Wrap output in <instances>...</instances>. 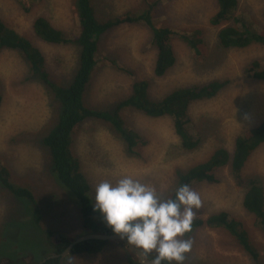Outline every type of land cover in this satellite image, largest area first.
<instances>
[{
    "label": "rangeland",
    "instance_id": "obj_1",
    "mask_svg": "<svg viewBox=\"0 0 264 264\" xmlns=\"http://www.w3.org/2000/svg\"><path fill=\"white\" fill-rule=\"evenodd\" d=\"M26 1L27 10L16 0H0V18L30 40L45 56L52 75L60 83H67L77 68L78 46L46 43L35 36L32 23L42 15L69 37L77 36L74 0ZM156 1L93 0V5L101 20L150 10L155 26L184 32L199 29L208 48L207 59L195 60L188 44L174 37L171 45L176 61L164 76L158 77L153 72L156 49L149 27L143 22L121 24L99 40L97 66L84 96L85 104L109 107L130 93L133 79L146 80L149 96L154 99L177 87L213 79L227 84L212 99L190 105V131L198 140L194 150L181 147L167 116L151 118L135 110L123 111L124 123L146 141L135 148L134 154L126 152L124 142L107 124L86 120L74 136L72 152L79 158L92 197L98 183H115L130 176L153 188L160 199H169L179 173L206 160L217 147L230 151L237 134L264 119V80L254 79L245 71L252 60L264 61V45L224 48L216 36L218 30L234 25L233 18L239 17L250 22L256 31L264 29V0H237L232 17L220 25L209 23L217 9L216 0H160L155 5ZM112 60L133 75L118 70ZM27 74L26 62L17 51H0V161L9 169L15 185L32 191L40 210L36 225L30 203L15 197L0 183V264H37L52 252L51 241L57 242L61 237L74 240L87 233L75 201L54 179L48 151L39 143L56 121L54 103L52 106L46 89L36 80H26ZM215 177L214 182L189 186L201 199L200 207L193 210V218L206 219L225 211L242 222L259 257L253 260L225 229L203 225L183 237L191 240L183 264H264V231L243 206L247 181L256 179L264 188V143L248 157L240 182L233 178L229 166L217 169ZM98 220L105 225L101 217ZM131 259L135 257L128 248L121 241H113L96 254L69 253L64 264H129Z\"/></svg>",
    "mask_w": 264,
    "mask_h": 264
},
{
    "label": "trees",
    "instance_id": "obj_2",
    "mask_svg": "<svg viewBox=\"0 0 264 264\" xmlns=\"http://www.w3.org/2000/svg\"><path fill=\"white\" fill-rule=\"evenodd\" d=\"M16 1L21 3L26 10L28 9L26 0ZM158 1L160 0L154 4L156 5ZM216 2L217 9L209 20L212 25H220L223 21L230 19L237 6V0H216ZM74 4L79 24L78 35L75 37H69L42 15L35 17L32 23L35 36L44 42L54 45L74 43L78 46L77 68L67 83H60L47 68L42 52L30 40L8 26L1 18L0 51L6 48L17 51L28 68L26 80H36L46 89L52 106L54 103L56 121L41 136L39 143L44 145L43 147L48 151L54 179L58 180L64 187L63 189L75 201L83 228L88 233L112 232L109 227L99 223L98 218L100 216L92 208L91 187L80 170L79 158L72 152L74 136L80 131L83 123L92 119L107 124L112 133L124 142L126 152L134 154L135 148L138 145L146 144V141L134 129L124 123L123 111L135 110L151 118L167 116L172 121L174 132L181 147L185 150H194L198 146V140L194 139L190 131L189 107L194 102L210 100L215 97L227 84V81L213 79L202 84L180 86L169 91L162 98L154 99L149 96L146 80L133 79L130 93L125 98L113 102L109 107L87 106L84 96L97 66L99 40L116 26L143 22L149 27L152 43L156 49L153 72L158 77L164 76L176 61L171 45V40L174 37L180 38L188 44L192 56L197 61L207 59L208 48H206L199 29L184 32L168 26H155L150 10H144L138 14L126 12L101 20L95 14L93 0H74ZM233 20L234 25H225L218 30L217 37L222 47L243 48L251 43L264 45V29L256 31L251 27L250 22L240 17L233 18ZM112 62L118 70L133 75L131 70L118 65L114 60ZM245 71L254 79L264 80V61L252 60L246 65ZM1 102L2 95L0 94V105ZM262 143H264V119L257 125L237 134L230 151L226 147H217L206 160L189 167L185 172L179 173L170 198L174 196L177 187L182 184L190 186L195 182L216 181L215 171L224 166H229L233 178L240 182V172L245 162ZM0 183L15 197L30 203V206L33 207V222L38 225L40 210L32 191L27 187L15 185L11 181L9 169L1 161ZM243 206L255 216L257 226L264 231V188L257 183L256 179L247 181ZM203 225L225 229L253 260L258 259L259 252L250 240L242 222L233 219L225 211L211 214L206 219L193 218L191 231L185 233L184 238L188 237L195 228ZM9 235L11 236L10 233ZM113 241L119 240L91 239L82 241L74 245L69 253L96 254ZM70 242L71 240L62 237L57 242L52 243L51 241L49 251L60 253ZM67 255L49 259L43 264H64V258ZM148 256L153 257L149 254ZM129 264L139 263L135 259H131Z\"/></svg>",
    "mask_w": 264,
    "mask_h": 264
},
{
    "label": "clouds",
    "instance_id": "obj_3",
    "mask_svg": "<svg viewBox=\"0 0 264 264\" xmlns=\"http://www.w3.org/2000/svg\"><path fill=\"white\" fill-rule=\"evenodd\" d=\"M92 200L93 211L132 250L142 257L155 253L150 264H183L191 248V240L183 237L191 231L193 210L201 205L189 185L162 200L153 188L123 176L115 183H98Z\"/></svg>",
    "mask_w": 264,
    "mask_h": 264
},
{
    "label": "water",
    "instance_id": "obj_4",
    "mask_svg": "<svg viewBox=\"0 0 264 264\" xmlns=\"http://www.w3.org/2000/svg\"><path fill=\"white\" fill-rule=\"evenodd\" d=\"M91 239H97V240H119L121 241L127 248L128 250L134 255L136 261L139 264H150V261L152 257H142L140 256L137 252H135V249H131L127 244L126 241L121 240L117 235L113 234L112 232H100V233H85L83 235L78 236L76 239L72 240L66 248L60 252V253H51L48 254L45 258L41 259L39 264H43L45 261L52 259V258H57L60 256H66L69 252H71L72 248L74 245L77 243H80L82 241L86 240H91Z\"/></svg>",
    "mask_w": 264,
    "mask_h": 264
},
{
    "label": "bare ground",
    "instance_id": "obj_5",
    "mask_svg": "<svg viewBox=\"0 0 264 264\" xmlns=\"http://www.w3.org/2000/svg\"><path fill=\"white\" fill-rule=\"evenodd\" d=\"M168 4V3H167ZM231 10V9H230ZM74 24V23H73ZM36 33V32H35ZM217 36V35H216ZM16 37V36H15ZM19 42H20V40H19ZM209 43V42H208ZM85 46V45H84ZM217 46V45H216ZM16 47V46H15ZM218 47V46H217ZM86 48V47H85ZM84 55H85V53H84ZM85 59V58H84ZM67 62V61H66ZM54 64V63H53ZM39 65V64H38ZM57 69V68H56ZM81 69V68H80ZM84 71V70H83ZM88 72V71H87ZM79 75V74H78ZM43 76V75H42ZM44 77V76H43ZM82 78V77H81ZM43 79V78H42ZM78 87V86H77ZM72 88V87H71ZM72 91V90H71ZM77 91V90H76ZM71 94V93H70ZM64 99V98H63ZM66 99H67V97H66ZM62 100V99H61ZM62 102V101H61ZM64 102H65V100H64ZM45 106V105H44ZM239 127V126H238ZM233 139V138H232ZM44 146V145H43ZM176 155V154H175ZM142 157V156H141ZM176 158V157H175ZM232 197V196H231ZM236 198V197H235ZM228 199V198H227ZM232 201V200H231ZM230 208V207H229ZM120 264V263H119Z\"/></svg>",
    "mask_w": 264,
    "mask_h": 264
},
{
    "label": "flooded vegetation",
    "instance_id": "obj_6",
    "mask_svg": "<svg viewBox=\"0 0 264 264\" xmlns=\"http://www.w3.org/2000/svg\"><path fill=\"white\" fill-rule=\"evenodd\" d=\"M72 241V240H71ZM66 248V247H65ZM40 260L37 262V264H39Z\"/></svg>",
    "mask_w": 264,
    "mask_h": 264
}]
</instances>
